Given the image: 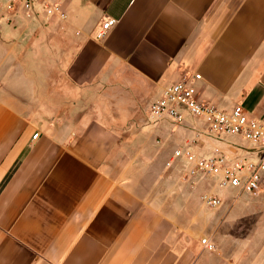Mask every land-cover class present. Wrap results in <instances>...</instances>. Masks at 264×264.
I'll return each instance as SVG.
<instances>
[{
	"label": "crops",
	"instance_id": "0c3cea01",
	"mask_svg": "<svg viewBox=\"0 0 264 264\" xmlns=\"http://www.w3.org/2000/svg\"><path fill=\"white\" fill-rule=\"evenodd\" d=\"M48 1L64 20L0 21V264H217L201 239L233 216L204 229L166 172L185 175L172 148L214 141L140 118L197 73L200 100L264 122V0Z\"/></svg>",
	"mask_w": 264,
	"mask_h": 264
},
{
	"label": "built area",
	"instance_id": "2783aa9c",
	"mask_svg": "<svg viewBox=\"0 0 264 264\" xmlns=\"http://www.w3.org/2000/svg\"><path fill=\"white\" fill-rule=\"evenodd\" d=\"M53 17L64 20L60 4L48 0H0V21L13 19L47 22ZM116 20L107 19L96 32L103 40ZM197 73L167 85L160 97L148 107L151 125L169 123L183 125L188 119L197 121L207 139L214 141L210 149H196V139L174 150L173 160L183 161L189 175L211 179L219 190H238L256 196L264 179V122L252 117L241 105L230 110L218 108L200 100L195 82ZM196 131V129L194 130ZM197 133L199 131H196ZM34 134L32 139H36ZM204 203L211 207L220 204L217 196L204 195ZM207 250L213 247L208 239H201Z\"/></svg>",
	"mask_w": 264,
	"mask_h": 264
},
{
	"label": "rangeland",
	"instance_id": "374dc122",
	"mask_svg": "<svg viewBox=\"0 0 264 264\" xmlns=\"http://www.w3.org/2000/svg\"><path fill=\"white\" fill-rule=\"evenodd\" d=\"M16 20L21 19L16 18L12 21ZM148 107L149 105L146 106L145 110H143L141 114L140 121H142V126L140 128V132L142 131L143 127H145L144 125L151 126L148 119ZM199 127L200 130L197 134L205 136L204 132L201 130L202 126ZM141 144L145 145L146 143ZM156 144L158 145V142ZM201 147H204V145ZM173 150L174 149L172 148L171 152L174 153ZM159 164L161 167L163 166L166 168V162L160 160ZM159 164L157 163L155 167L157 168V165ZM181 165L183 169V161H181ZM172 171L178 172L181 182L188 184L190 188H194L192 191L193 194L188 196L189 200L187 204V213L189 215L196 213L204 214L208 220L205 218L203 223H198L204 225V229L205 227L210 229V226L213 224L212 219L214 215H219L220 219L225 218L228 214L233 216L232 218L234 219L235 224L234 230H232L229 226V223L225 221L216 223L217 228L215 227L216 232L213 235H207L206 233L203 234V239H208L209 242L212 241L210 244L213 248L211 250L206 249L215 255L214 259H211L210 262H217V264H264V255L261 254L264 249V208H261L258 205H250L252 203H257L260 198L264 197V190L261 196L257 199H253L247 194L241 193L238 190H224V193H220V204L216 207H211L206 205L203 200L200 201L199 199L201 195H218V192L214 189V187H217L211 179L201 178L198 175L191 176L185 169V175L183 176V173L180 169L175 170L169 168L166 172L169 177L168 180L171 182L179 180L176 179L175 176H172ZM187 223L191 226L197 225L195 222ZM212 236L214 237L213 240Z\"/></svg>",
	"mask_w": 264,
	"mask_h": 264
}]
</instances>
